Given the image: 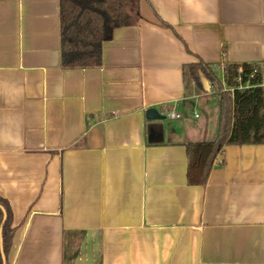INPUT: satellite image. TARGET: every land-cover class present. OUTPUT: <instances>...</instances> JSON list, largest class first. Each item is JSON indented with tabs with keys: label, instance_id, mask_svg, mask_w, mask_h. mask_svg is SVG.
I'll use <instances>...</instances> for the list:
<instances>
[{
	"label": "crops",
	"instance_id": "0c3cea01",
	"mask_svg": "<svg viewBox=\"0 0 264 264\" xmlns=\"http://www.w3.org/2000/svg\"><path fill=\"white\" fill-rule=\"evenodd\" d=\"M59 32L58 0H0L5 264H264V144L186 178V145L213 141L219 115L187 66L222 84L247 64L264 88V0H139L96 68H62Z\"/></svg>",
	"mask_w": 264,
	"mask_h": 264
},
{
	"label": "trees",
	"instance_id": "16d2710c",
	"mask_svg": "<svg viewBox=\"0 0 264 264\" xmlns=\"http://www.w3.org/2000/svg\"><path fill=\"white\" fill-rule=\"evenodd\" d=\"M139 0H58L60 27V64L64 69H87L101 65L102 45L109 41L116 28L129 26L138 15ZM240 78L245 89H237ZM189 77L199 85V73L209 82L211 92L218 96L219 115L216 137L211 142L186 145L188 156L187 183L204 185L216 155L225 146L264 144V88L261 72L247 64L228 67L227 86L235 88L230 94L222 91L219 79L207 64L198 62L187 66ZM6 218L2 227V249L6 256L10 243V210L0 199ZM1 264V258H0Z\"/></svg>",
	"mask_w": 264,
	"mask_h": 264
},
{
	"label": "built area",
	"instance_id": "2783aa9c",
	"mask_svg": "<svg viewBox=\"0 0 264 264\" xmlns=\"http://www.w3.org/2000/svg\"><path fill=\"white\" fill-rule=\"evenodd\" d=\"M240 72H241V68H238L237 70V77L235 79V82H236V88L241 90V89H245L247 88V85H243L242 82H241V78H240ZM226 75V74H225ZM222 91H225V92H229L230 94L234 91L235 88L233 87H229L227 86L226 82H225V77L224 79L222 80ZM195 117H197L196 114H194ZM165 117L169 120H178L180 119V114L174 112V111H166L165 112Z\"/></svg>",
	"mask_w": 264,
	"mask_h": 264
},
{
	"label": "water",
	"instance_id": "95a60500",
	"mask_svg": "<svg viewBox=\"0 0 264 264\" xmlns=\"http://www.w3.org/2000/svg\"><path fill=\"white\" fill-rule=\"evenodd\" d=\"M157 115H156V112L154 110H148L146 112V118L147 119H150V120H155L157 119ZM1 211H2V223L4 222L5 218H6V214H5V211L3 210L2 207H0ZM0 254H1V259H2V264H5V256H4V253H3V249H2V227H0Z\"/></svg>",
	"mask_w": 264,
	"mask_h": 264
},
{
	"label": "rangeland",
	"instance_id": "374dc122",
	"mask_svg": "<svg viewBox=\"0 0 264 264\" xmlns=\"http://www.w3.org/2000/svg\"><path fill=\"white\" fill-rule=\"evenodd\" d=\"M216 98V97H215Z\"/></svg>",
	"mask_w": 264,
	"mask_h": 264
}]
</instances>
